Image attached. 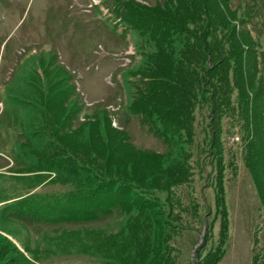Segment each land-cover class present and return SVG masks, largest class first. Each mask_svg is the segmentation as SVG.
<instances>
[{
    "label": "rangeland",
    "instance_id": "1",
    "mask_svg": "<svg viewBox=\"0 0 264 264\" xmlns=\"http://www.w3.org/2000/svg\"><path fill=\"white\" fill-rule=\"evenodd\" d=\"M194 1L0 0V264H264V0Z\"/></svg>",
    "mask_w": 264,
    "mask_h": 264
},
{
    "label": "trees",
    "instance_id": "2",
    "mask_svg": "<svg viewBox=\"0 0 264 264\" xmlns=\"http://www.w3.org/2000/svg\"><path fill=\"white\" fill-rule=\"evenodd\" d=\"M189 5V7L190 8H194V9H196V10H198V11H200L201 12V14H206L207 16H209V14H207V13H204V12H206L208 9H207V7H206V4H205V2L203 1V0H196V1H194V2H190V3H188ZM206 16V17H207ZM206 17H205V21H206ZM209 18V17H208ZM201 19H203V18H201ZM179 24H182V25H184L183 23H181V22H177V27H179L178 25ZM189 29V27L186 25V28L184 29V31L185 30H188ZM209 32V30H206V34ZM203 38H205L204 36L202 37V39ZM208 45V46H207ZM205 44V42H202V46H201V48L202 49H205V48H207V47H209V43L208 44ZM209 55V54H208ZM204 56V57H203ZM203 56H201V58L202 59H204L205 58V54L203 55ZM217 65H219L218 63H217ZM243 74V73H242ZM244 75V74H243ZM229 79H230V74H228L227 72H225L224 74H223V76L221 77V81H222V84L220 83L219 85L221 86V88L224 90V91H227L228 90V82H229ZM262 82H263V85L262 86H264V78H262ZM252 90H253V92H254V96H255V93H256V91H257V93H259L260 92V89L258 90L256 87H253L252 88ZM227 93H229V90H228V92ZM217 94V93H216ZM220 102H222V101H225V102H227V99L225 98V96L224 97H222V98H220V100H219ZM156 126H158V125H156L155 123H151V128H156ZM188 126V125H187ZM166 138V137H165ZM177 139H178V141L179 142H181V139H182V136H181V134L177 137ZM187 139H189V138H187ZM8 208H10V209H12V207H8ZM19 210H15L14 211V214L15 215H19V216H21V217H23V218H25L26 217V215H27V213L26 212H22V210L20 209V208H18ZM13 211V210H12ZM223 252H224V250L223 249H220V247H218L217 248V250H216V253L215 254H211V256L210 257H208L207 258V262L206 263H204V264H214V262L216 261V260H218L217 258L218 257H220L222 254H223Z\"/></svg>",
    "mask_w": 264,
    "mask_h": 264
}]
</instances>
